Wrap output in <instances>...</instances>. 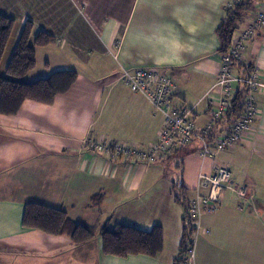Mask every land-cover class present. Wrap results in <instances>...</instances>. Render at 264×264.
I'll return each mask as SVG.
<instances>
[{"label":"crops","instance_id":"crops-1","mask_svg":"<svg viewBox=\"0 0 264 264\" xmlns=\"http://www.w3.org/2000/svg\"><path fill=\"white\" fill-rule=\"evenodd\" d=\"M236 1L0 0V13L15 20L0 75L28 20L34 25L32 41L40 31L55 41L36 48V67L24 81L59 70L78 73L54 103L25 100L16 114L0 113V264H175L185 206L174 187L182 183L183 196L191 200L199 174L217 166L230 170L250 195L245 200L226 190L217 211L203 215L193 264H264V88L255 94L260 115L253 129L214 157L198 155L201 144L195 141L156 163L132 164L83 145L88 136L140 148L159 140L164 117L119 79L123 68H154L173 77L175 105L192 108L198 125L208 126L207 94L222 57L216 30ZM251 20L249 13L234 37ZM243 62L257 69L264 83V27L246 42ZM167 163L177 173H166ZM97 194L104 196L99 205L92 201ZM28 202L61 208L91 226L160 225L163 249L155 256L121 257L104 254L100 237L77 245L65 235H48L24 225Z\"/></svg>","mask_w":264,"mask_h":264},{"label":"built area","instance_id":"built-area-1","mask_svg":"<svg viewBox=\"0 0 264 264\" xmlns=\"http://www.w3.org/2000/svg\"><path fill=\"white\" fill-rule=\"evenodd\" d=\"M262 27H264V2L252 12L250 24L234 37L229 52L221 57L218 76L211 90H218L220 93L217 96L211 91L207 94V99L212 104L208 126L198 125L192 108L175 105L178 88L173 77L154 68L134 70L123 68L119 72V79L133 91L145 95L155 112L163 115L164 125L160 130L159 140L145 148H140L116 140L88 136L83 140L84 147L104 153L115 161L153 164L195 141L201 144L197 153L202 158L214 157L219 152L236 146L253 129L260 115L255 94L264 88V83L255 68L245 76L238 75L235 63L244 61L246 42ZM243 84L248 88V95L240 118L229 128L219 130L221 118L228 111L231 99ZM202 189H207V193H202ZM226 190L235 191L245 200L250 195L249 187L237 185L232 172L225 167L217 166L211 174H199L196 195L188 204L187 215L192 228L190 248L180 264L194 263L196 242L203 229V215L217 211L222 203V193Z\"/></svg>","mask_w":264,"mask_h":264},{"label":"trees","instance_id":"trees-1","mask_svg":"<svg viewBox=\"0 0 264 264\" xmlns=\"http://www.w3.org/2000/svg\"><path fill=\"white\" fill-rule=\"evenodd\" d=\"M263 2L264 0H238L226 9L224 18L216 30L220 41L218 51L221 55L229 52L234 34L244 22L246 15L254 12ZM14 26L13 18L0 13V64ZM33 29L32 21L28 20L9 60L6 74L0 75V113L2 114H16L25 100L52 104L58 95L67 92L72 87L78 77L75 70H59L33 82L24 81V77L36 67V48L47 46L55 41L54 36L44 31L38 32L32 41ZM235 67L242 76L254 69L253 66L246 65L244 62L235 63ZM247 95L248 88L243 84L231 99L229 109L221 118L219 126L229 128L240 118ZM174 190L176 200L185 206L182 240L175 260V264H180L190 248L192 228L187 215L189 200L183 196L182 183H176ZM103 198V194H97L92 201L95 205H99ZM23 223L26 227L41 230L48 235H65L77 245L100 237L101 250L108 255L126 257L132 254H147L155 256L163 249V228L160 225H155L150 230L122 223H116L114 226H109V224L91 226L74 221L61 208L37 202L26 204Z\"/></svg>","mask_w":264,"mask_h":264},{"label":"rangeland","instance_id":"rangeland-1","mask_svg":"<svg viewBox=\"0 0 264 264\" xmlns=\"http://www.w3.org/2000/svg\"><path fill=\"white\" fill-rule=\"evenodd\" d=\"M165 168L166 173L170 174V173H177L176 167L171 166V164L169 165V163H167L166 165H162Z\"/></svg>","mask_w":264,"mask_h":264}]
</instances>
